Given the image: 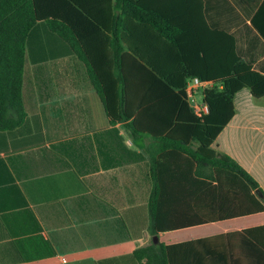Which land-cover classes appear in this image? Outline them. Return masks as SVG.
<instances>
[{"label": "trees", "instance_id": "trees-1", "mask_svg": "<svg viewBox=\"0 0 264 264\" xmlns=\"http://www.w3.org/2000/svg\"><path fill=\"white\" fill-rule=\"evenodd\" d=\"M37 23L84 64L110 123L124 122L134 139H152V235L264 211L258 182L212 147L235 113L236 92L264 96V74L236 53L233 35L207 25L202 0H0V131L25 122L24 53ZM252 23L264 38V1ZM191 77L213 83L203 92L202 116L186 101ZM206 240L228 264H264V225ZM180 246L152 242L132 256L140 264H179Z\"/></svg>", "mask_w": 264, "mask_h": 264}, {"label": "crops", "instance_id": "crops-1", "mask_svg": "<svg viewBox=\"0 0 264 264\" xmlns=\"http://www.w3.org/2000/svg\"><path fill=\"white\" fill-rule=\"evenodd\" d=\"M202 1L207 25L233 35L236 53L264 74V38L252 23L264 0ZM22 101L25 122L0 131V264H140L132 252L154 242L152 139L110 123L84 64L43 23L26 43ZM233 103L212 147L264 191V96L242 88ZM260 225L264 211L160 232L157 241L182 245L179 264H212L211 255L228 264L206 238Z\"/></svg>", "mask_w": 264, "mask_h": 264}, {"label": "built area", "instance_id": "built-area-1", "mask_svg": "<svg viewBox=\"0 0 264 264\" xmlns=\"http://www.w3.org/2000/svg\"><path fill=\"white\" fill-rule=\"evenodd\" d=\"M213 83L211 81H203L198 77H191L187 79L184 92L186 96V101L191 107L193 113L197 116H202L208 112V106L203 101V92L206 88H211ZM201 92V100H197V93Z\"/></svg>", "mask_w": 264, "mask_h": 264}, {"label": "rangeland", "instance_id": "rangeland-1", "mask_svg": "<svg viewBox=\"0 0 264 264\" xmlns=\"http://www.w3.org/2000/svg\"><path fill=\"white\" fill-rule=\"evenodd\" d=\"M196 96H197V100L200 101L201 100V97H202L201 92H198Z\"/></svg>", "mask_w": 264, "mask_h": 264}, {"label": "water", "instance_id": "water-1", "mask_svg": "<svg viewBox=\"0 0 264 264\" xmlns=\"http://www.w3.org/2000/svg\"><path fill=\"white\" fill-rule=\"evenodd\" d=\"M157 240H158V236L155 235V236L153 237V241H154V242H157Z\"/></svg>", "mask_w": 264, "mask_h": 264}]
</instances>
